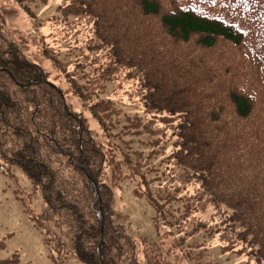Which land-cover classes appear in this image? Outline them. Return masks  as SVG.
Instances as JSON below:
<instances>
[{"label": "trees", "instance_id": "1", "mask_svg": "<svg viewBox=\"0 0 264 264\" xmlns=\"http://www.w3.org/2000/svg\"><path fill=\"white\" fill-rule=\"evenodd\" d=\"M5 1L34 34L0 12V169L40 189L41 213L19 198L55 264H218L216 242L264 264V0ZM113 82L143 110L119 131ZM123 180L154 239L115 208Z\"/></svg>", "mask_w": 264, "mask_h": 264}, {"label": "rangeland", "instance_id": "2", "mask_svg": "<svg viewBox=\"0 0 264 264\" xmlns=\"http://www.w3.org/2000/svg\"><path fill=\"white\" fill-rule=\"evenodd\" d=\"M55 2L46 8L40 9L42 18L51 15L55 11ZM0 12L5 16L9 29L20 32L28 37L34 34L28 14L14 3L0 0ZM47 27V26H46ZM45 24L40 27L42 32L47 28ZM27 54L44 65L48 62L37 53L34 47L27 49ZM112 85L116 87L117 105L126 113H121L120 124L114 130H121L123 117L132 112L143 113L141 107H133L127 104L126 96L121 89H117L115 82L108 84L107 92H110ZM68 99L79 107L78 100L71 94ZM126 102V103H125ZM92 125L98 128L92 120ZM104 140V136L102 137ZM17 178L6 175L0 169V258H10L18 254L17 264H55L52 250L44 242L41 230L30 219L25 210V206L19 196L24 195L23 191L31 194V206L36 213H41L44 208L43 195L35 185L20 169H16ZM133 183L123 180L115 190L114 206L116 209L127 215L129 221V231L138 240L141 237L147 239L155 238V229L152 224L153 209L142 198H137L133 194ZM211 209H208V212ZM206 259L211 257L218 264H250L246 262L245 256L237 253H221L217 242L208 251ZM64 264H85L73 252L65 254Z\"/></svg>", "mask_w": 264, "mask_h": 264}]
</instances>
